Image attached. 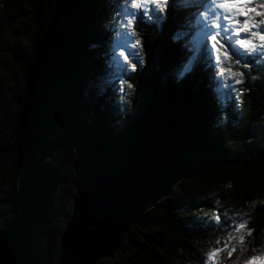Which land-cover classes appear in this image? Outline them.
I'll return each mask as SVG.
<instances>
[{
    "label": "trees",
    "instance_id": "16d2710c",
    "mask_svg": "<svg viewBox=\"0 0 264 264\" xmlns=\"http://www.w3.org/2000/svg\"><path fill=\"white\" fill-rule=\"evenodd\" d=\"M193 7L177 0L158 21L139 18L144 63L122 73L136 89L128 96L112 60L123 0H0V234L25 236L29 225L31 264H60L62 234L93 174L119 179L153 158L167 166L162 196L98 264H202L241 218L253 234L233 241L222 264L264 253V64L241 69L240 102L205 62L181 78L202 47L200 28L187 33ZM27 67L39 79L33 91ZM209 210L227 213L222 228Z\"/></svg>",
    "mask_w": 264,
    "mask_h": 264
},
{
    "label": "snow or ice",
    "instance_id": "6c2138e0",
    "mask_svg": "<svg viewBox=\"0 0 264 264\" xmlns=\"http://www.w3.org/2000/svg\"><path fill=\"white\" fill-rule=\"evenodd\" d=\"M176 2L177 0H123V19L119 21V30L116 35L118 41L123 39L124 45L132 51H126L125 47L118 43L113 49L112 60L117 73L120 74L119 90L124 92L125 85L131 89L126 95H134L136 89L122 73H127L129 70L135 72L137 63H144L141 58L144 55V45L140 38L139 18L143 16L148 21H158L166 17L170 4ZM217 10L224 13L223 20L229 26L221 23L222 17ZM118 15L121 14L118 13ZM198 16L202 47L198 48V54L190 56L184 72L180 74L181 78L190 72L195 64L205 62L213 70L214 76L222 78L221 86L224 89H230L234 85L244 83L245 72L241 69L251 70V62L242 61L239 50H243L247 56H255L257 63L264 64V59H260L261 56H264V32L259 30L264 25V0H206V2L202 0ZM257 17L260 19L257 20ZM233 35L237 37L234 42L232 41ZM225 37H227L228 44L224 42ZM229 45L231 47L238 46L237 51H230ZM229 81L231 84L228 83ZM121 99L123 100L124 96ZM237 99L239 98L237 97ZM203 216L218 228H222L224 219L228 218L226 212L221 213L219 210L205 211ZM252 234V230L248 228L247 220L241 218L234 222L223 243L217 239L215 242L217 247L206 250L205 260L202 264H222L220 257L224 252H227L228 258L231 259L237 250L232 242L235 241L243 245L245 235L250 237ZM243 251L241 248V256ZM235 264H240V261L237 260ZM243 264H264V253L244 259Z\"/></svg>",
    "mask_w": 264,
    "mask_h": 264
},
{
    "label": "water",
    "instance_id": "95a60500",
    "mask_svg": "<svg viewBox=\"0 0 264 264\" xmlns=\"http://www.w3.org/2000/svg\"><path fill=\"white\" fill-rule=\"evenodd\" d=\"M49 1V0H47ZM28 90L39 85L33 67L22 73ZM166 164L158 159L137 163L122 178L93 174L80 188L71 219L61 237L60 264H98L112 259L121 247L123 235L141 212L162 196ZM33 239L28 225L0 234V264H31Z\"/></svg>",
    "mask_w": 264,
    "mask_h": 264
},
{
    "label": "rangeland",
    "instance_id": "374dc122",
    "mask_svg": "<svg viewBox=\"0 0 264 264\" xmlns=\"http://www.w3.org/2000/svg\"><path fill=\"white\" fill-rule=\"evenodd\" d=\"M50 1V0H49ZM201 1V2H200ZM206 2V0H205ZM193 4H194V7L192 9V15H189L188 16V20L190 21L191 23V26L188 30V35H192V34H195V32H198L200 26L197 25V26H193L194 25V18L196 16V14L199 13V11L201 10V4H202V0H193ZM151 7V6H150ZM218 13L221 15L222 19H221V23H225L226 26H229L227 25V23L223 20V15L224 13L220 10H217ZM143 17V16H141ZM139 21V20H138ZM260 31L264 32V25L261 26V29H259ZM233 37V41L237 38L235 37L234 35L232 36ZM244 38H250V37H244ZM259 43V42H257ZM121 45L124 46L126 48V45H124V40L121 42ZM238 47V46H237ZM193 53H197L198 54V49L197 50H194ZM239 54H240V58L241 60H248V61H251L250 59H256L255 56H247L246 54L243 53V50H239ZM260 58L264 59V56H261ZM229 84H231V81L228 82ZM231 91L233 90L235 92V97L239 98L237 99V101L240 102V99L242 97V84L241 85H234L231 89Z\"/></svg>",
    "mask_w": 264,
    "mask_h": 264
},
{
    "label": "clouds",
    "instance_id": "9594fccd",
    "mask_svg": "<svg viewBox=\"0 0 264 264\" xmlns=\"http://www.w3.org/2000/svg\"><path fill=\"white\" fill-rule=\"evenodd\" d=\"M253 79H255V77H253Z\"/></svg>",
    "mask_w": 264,
    "mask_h": 264
},
{
    "label": "bare ground",
    "instance_id": "6f19581e",
    "mask_svg": "<svg viewBox=\"0 0 264 264\" xmlns=\"http://www.w3.org/2000/svg\"><path fill=\"white\" fill-rule=\"evenodd\" d=\"M201 2V1H200Z\"/></svg>",
    "mask_w": 264,
    "mask_h": 264
}]
</instances>
